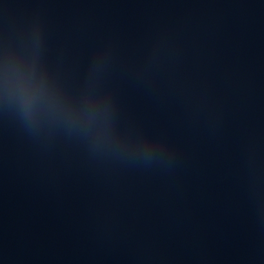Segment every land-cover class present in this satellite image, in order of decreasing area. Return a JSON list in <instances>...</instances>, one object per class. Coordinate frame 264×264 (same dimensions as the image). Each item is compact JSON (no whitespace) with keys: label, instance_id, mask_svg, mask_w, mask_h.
Segmentation results:
<instances>
[{"label":"water","instance_id":"water-1","mask_svg":"<svg viewBox=\"0 0 264 264\" xmlns=\"http://www.w3.org/2000/svg\"><path fill=\"white\" fill-rule=\"evenodd\" d=\"M0 264H264V0H0Z\"/></svg>","mask_w":264,"mask_h":264}]
</instances>
